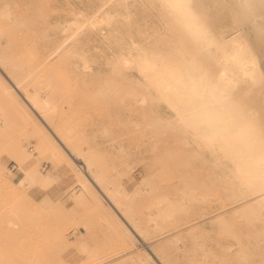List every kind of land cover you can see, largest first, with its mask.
<instances>
[{
    "label": "rangeland",
    "instance_id": "rangeland-1",
    "mask_svg": "<svg viewBox=\"0 0 264 264\" xmlns=\"http://www.w3.org/2000/svg\"><path fill=\"white\" fill-rule=\"evenodd\" d=\"M102 1L0 0V46L13 60L0 64V81L9 86L27 78L35 65L32 57L46 53L49 42L62 34L60 25L74 12L97 10ZM131 1L135 17L121 25V34L137 35L141 22L150 18L158 17L142 28L163 22L143 0ZM207 2L210 17L218 18ZM8 3L12 18L2 14ZM131 27L134 31L127 30ZM243 30L264 69V41L252 24ZM103 31L87 30L88 43L81 47L102 72L79 76L76 66L82 57L71 54L40 68L19 93L9 94L0 84V162L8 167L0 171V264H122L137 254L146 256V264L236 261L223 252L224 243L233 239L226 227L244 235L262 226L247 221L242 211L246 204L239 205L238 195L226 188L220 168L186 143L179 130L166 126L163 116L172 115L166 104L159 102L155 109L148 98L141 103L134 97L128 87L144 80L137 70L112 71L118 67L108 61L115 60L121 47L103 42ZM35 88L55 110L41 116L27 106L23 92ZM87 155L94 164L88 172L94 181L90 177L83 187L79 167ZM23 166L61 178L58 183L18 184L13 173ZM115 201L121 204L119 211ZM170 202L188 207L162 216ZM86 241L95 255L85 251Z\"/></svg>",
    "mask_w": 264,
    "mask_h": 264
},
{
    "label": "bare ground",
    "instance_id": "bare-ground-1",
    "mask_svg": "<svg viewBox=\"0 0 264 264\" xmlns=\"http://www.w3.org/2000/svg\"><path fill=\"white\" fill-rule=\"evenodd\" d=\"M130 1L103 0L97 10L74 12L72 19L60 25L62 34L49 42L46 53L32 57L34 69L27 76L35 74L56 57L71 54L82 57V62L76 66L79 76L102 72L94 66L90 53L81 47L88 43L87 30H106L102 32L103 42L121 47L115 60L108 61L109 65L113 62L118 67L112 71L137 70L144 80L132 81L128 87L134 97L141 103L148 98L155 109L159 102L166 104L172 112L171 116L162 118L166 126L179 130L186 143L191 142L220 168L226 188L238 195L239 205L246 204L242 211L247 221L262 226L257 229L254 225L255 230L250 229L242 235L225 225V233L233 239L223 242V252L236 261L230 262L223 257V264H264V69L254 44L243 30L245 24H252L259 39L264 41V0H210L219 14L216 19L210 17L211 6L206 4L207 0H143L146 7L158 10L159 20L163 22L156 25L153 20L156 25L153 30L152 25L145 26L146 29L141 25L158 17L141 22L135 34L140 39L131 32L129 37L121 34V25H127L135 17ZM119 4H122L121 9L116 6ZM6 5L2 14L12 18L11 7L9 3ZM11 63L13 60L0 46V64ZM27 78L14 85L8 86L1 81L0 84L6 86L5 91L9 94L19 93ZM23 93V101L39 115L55 110L39 89ZM116 94H119L117 90ZM63 140L68 142L69 139L63 137ZM83 159L84 163L79 167L80 181L86 187L87 179H93L88 172L94 170V164L89 155ZM7 169V165L0 162V171ZM13 178L18 184L26 181L32 185L58 183L53 176L34 167L23 166L13 173ZM95 178L102 182L98 173ZM100 191L106 195L102 189ZM107 193L114 198L113 191ZM112 204L118 211L121 209L118 201ZM187 207L185 204L179 208L170 202L161 215L171 216ZM208 217L210 215L205 216ZM197 223L186 229H192ZM88 253L95 255L94 250ZM146 262V256L137 254L132 260H123L122 264Z\"/></svg>",
    "mask_w": 264,
    "mask_h": 264
},
{
    "label": "crops",
    "instance_id": "crops-1",
    "mask_svg": "<svg viewBox=\"0 0 264 264\" xmlns=\"http://www.w3.org/2000/svg\"><path fill=\"white\" fill-rule=\"evenodd\" d=\"M55 176L58 177V178L56 179V182H58V180H59L61 177H59V175H55ZM97 237H98V236H97ZM86 242H87L89 245H88V247H87V245L85 244V251H86V250H90V248H89V247H90V243H89L90 241H86ZM88 248H89V249H88Z\"/></svg>",
    "mask_w": 264,
    "mask_h": 264
}]
</instances>
